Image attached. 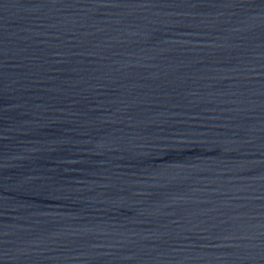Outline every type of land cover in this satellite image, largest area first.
I'll return each instance as SVG.
<instances>
[{
	"label": "water",
	"instance_id": "1",
	"mask_svg": "<svg viewBox=\"0 0 264 264\" xmlns=\"http://www.w3.org/2000/svg\"><path fill=\"white\" fill-rule=\"evenodd\" d=\"M0 264H264V0H0Z\"/></svg>",
	"mask_w": 264,
	"mask_h": 264
}]
</instances>
